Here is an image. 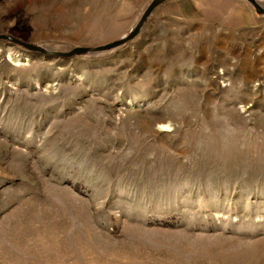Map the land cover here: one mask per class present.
<instances>
[{
	"label": "rangeland",
	"instance_id": "1",
	"mask_svg": "<svg viewBox=\"0 0 264 264\" xmlns=\"http://www.w3.org/2000/svg\"><path fill=\"white\" fill-rule=\"evenodd\" d=\"M152 1L0 0V264H264V14L163 0L97 49Z\"/></svg>",
	"mask_w": 264,
	"mask_h": 264
},
{
	"label": "water",
	"instance_id": "2",
	"mask_svg": "<svg viewBox=\"0 0 264 264\" xmlns=\"http://www.w3.org/2000/svg\"><path fill=\"white\" fill-rule=\"evenodd\" d=\"M163 0H154L152 1L148 7L145 9L144 13L141 15L137 25L134 27V29L128 33L127 35H125L120 41L118 42H113V43H109V44H106L104 46H101V47H97V49H103V48H109V47H114V46H117L119 44H122L130 39H132L139 31V28L140 26L142 25V23L145 21V19L150 15L151 11L159 4L161 3ZM255 9L256 13H259V14H264V8L261 7L259 5V3L256 1V0H247ZM1 38H4V36H1ZM8 39H12L16 42H18L19 44L23 45L24 47L30 49V50H38L39 48L34 46V45H30V44H27V43H24V42H21V41H17L13 38H10V37H7ZM87 50V48H84V47H77V48H74L72 51H70L69 53H66L65 55H70L72 53H75V54H81L83 52H85Z\"/></svg>",
	"mask_w": 264,
	"mask_h": 264
}]
</instances>
